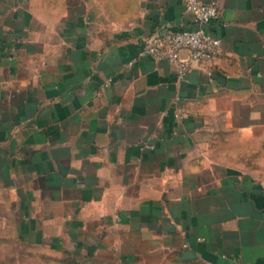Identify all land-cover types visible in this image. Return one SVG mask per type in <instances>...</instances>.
Masks as SVG:
<instances>
[{
    "label": "crops",
    "instance_id": "crops-1",
    "mask_svg": "<svg viewBox=\"0 0 264 264\" xmlns=\"http://www.w3.org/2000/svg\"><path fill=\"white\" fill-rule=\"evenodd\" d=\"M215 1L220 51L180 76L141 50L182 0H0V240L264 264V0Z\"/></svg>",
    "mask_w": 264,
    "mask_h": 264
},
{
    "label": "built area",
    "instance_id": "built-area-1",
    "mask_svg": "<svg viewBox=\"0 0 264 264\" xmlns=\"http://www.w3.org/2000/svg\"><path fill=\"white\" fill-rule=\"evenodd\" d=\"M190 22L182 28L166 30L144 37L141 54H150L177 65L180 76H185L195 65L213 60L220 51L221 38L209 29L219 17L215 0H182ZM190 54L182 57V51Z\"/></svg>",
    "mask_w": 264,
    "mask_h": 264
},
{
    "label": "rangeland",
    "instance_id": "rangeland-1",
    "mask_svg": "<svg viewBox=\"0 0 264 264\" xmlns=\"http://www.w3.org/2000/svg\"><path fill=\"white\" fill-rule=\"evenodd\" d=\"M258 153L242 156L264 179V139L257 140ZM260 147V148H259ZM0 264H117L83 256L71 250H62L29 239L3 238L0 240ZM164 264H205L200 261L166 262Z\"/></svg>",
    "mask_w": 264,
    "mask_h": 264
}]
</instances>
